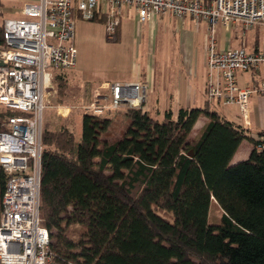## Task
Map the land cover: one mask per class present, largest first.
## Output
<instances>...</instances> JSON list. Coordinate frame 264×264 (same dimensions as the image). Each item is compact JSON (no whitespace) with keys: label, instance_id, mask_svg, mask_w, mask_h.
Masks as SVG:
<instances>
[{"label":"trees","instance_id":"trees-1","mask_svg":"<svg viewBox=\"0 0 264 264\" xmlns=\"http://www.w3.org/2000/svg\"><path fill=\"white\" fill-rule=\"evenodd\" d=\"M53 84L62 97L63 74ZM14 114L0 108V131ZM108 116L83 114L80 138L70 121L42 127L40 218L59 262L264 264V132L255 141L207 104L161 119L129 109L119 129ZM245 140L252 151L231 165ZM6 182L0 168V213ZM211 202L222 211L217 225L207 222Z\"/></svg>","mask_w":264,"mask_h":264},{"label":"built area","instance_id":"built-area-1","mask_svg":"<svg viewBox=\"0 0 264 264\" xmlns=\"http://www.w3.org/2000/svg\"><path fill=\"white\" fill-rule=\"evenodd\" d=\"M124 8L134 11L139 24L160 15L204 22L210 37L206 46L208 101L236 106L245 124L253 95L264 97V82L239 86L237 76L264 70V50L231 48L218 51V26L264 28V0H22L21 17L3 21L0 47V108L16 112L0 131V168L7 175L0 213V264L61 263L50 250L49 234L40 218V176L43 112L53 72L76 68V20L102 21L107 42L117 41ZM96 87L84 114L96 117L122 109H143L147 86L114 83L108 95ZM264 151V141L256 145Z\"/></svg>","mask_w":264,"mask_h":264},{"label":"crops","instance_id":"crops-1","mask_svg":"<svg viewBox=\"0 0 264 264\" xmlns=\"http://www.w3.org/2000/svg\"><path fill=\"white\" fill-rule=\"evenodd\" d=\"M122 17L124 18H121L116 41L118 47L114 50L119 56V60L116 61L118 73L116 75L109 74L102 79L93 81L87 87L82 106L88 104L89 94L94 87H102L104 94L108 95L107 87L109 85L140 82L148 88L147 100L142 110L149 112L155 118L161 119L167 111L176 115L180 109L202 108L207 104L210 109L217 111L226 120L243 127L251 139L255 141L261 139L259 134L264 132V97L253 95L249 99L247 124L242 120L236 106H222L216 102L208 101L206 98L205 75L203 77L200 75L201 78L199 77V79L196 73L199 65H206V46L210 37L206 23H195L188 17L178 19L165 14L141 25L138 23L134 11L130 8H124ZM234 27L236 26L216 27L214 40L218 51L244 46L247 47V51L264 50V28L262 26H255L250 29H244L240 25ZM246 32H248V39L244 41L242 38ZM77 36L78 33L75 28L74 44ZM168 59H174L175 64L186 66L190 72L194 66V73H191L189 77L175 78L173 81V79L169 80L165 74L163 76V70L160 67L161 73L157 76L155 66L167 63ZM56 74H63L65 83L67 82V76L64 72H53L52 87H54L53 80ZM237 81L241 87L264 82V70L255 74H239ZM47 95L48 105L46 108L54 110L55 119L60 121L59 129L65 122H73L77 129L76 137L80 138L81 120L78 125L72 120L76 105L66 100V88L62 97L58 96L56 91L54 93L51 90ZM50 98L53 99V102ZM216 105L220 107V110L215 108ZM46 108L43 113L42 127L52 130L47 114H45ZM61 109L65 111V114L59 113ZM126 113L127 110L122 109L108 117L116 121L121 120L124 123ZM206 122V117L201 116L197 119L191 131L194 137L205 126ZM248 143L250 142L242 141L237 149V151L243 149L241 155L243 158L249 156L252 151Z\"/></svg>","mask_w":264,"mask_h":264},{"label":"rangeland","instance_id":"rangeland-1","mask_svg":"<svg viewBox=\"0 0 264 264\" xmlns=\"http://www.w3.org/2000/svg\"><path fill=\"white\" fill-rule=\"evenodd\" d=\"M21 7H22V0H0V23H2L5 19L8 18H20ZM75 28H76V32L78 33V36L75 41V46L77 49L76 68L63 72L67 76L66 100L69 103H74V105H76V107L74 106L75 110L72 120L75 122V124L78 125L82 117V110L80 106H82L83 97L87 93V87L91 85L93 81L102 79L103 77L108 76L109 74L116 75L118 73L116 61L119 60V56L117 53L114 52V50L118 47V43L117 42L110 43L106 41L104 37L103 24L101 21L99 23L76 21ZM240 34H242V32H240ZM245 34L246 35L242 39L244 41H247L248 32H246ZM242 48L247 50V47L245 46ZM160 67L163 70V76L165 74L169 80L173 79V81L175 78L185 77V76L189 77L191 73L192 74L194 73V66L190 72L186 66L175 64L174 59H168V62L165 64H161V66L159 65L155 66L156 68L155 71L157 73V76L161 73ZM196 73L198 78L200 77V75L201 77L205 75V84H206V73H207L206 65L205 66H203V64L199 65L198 69L196 70ZM51 88H52L51 91L55 93V88L54 87ZM93 90H91V94H89L88 102L92 97ZM98 90L101 94L103 93V90L101 89ZM50 100L51 102H53L52 98H50ZM215 108L217 110H220V107H218L217 105ZM46 109L47 110H45L46 111L45 114H47L50 129L58 130L60 126V121L55 119L54 110L48 108ZM117 121L119 124L117 128L119 129L120 126L123 124V122L121 120H117ZM193 137L194 135L191 132V134L189 135V139L190 138L192 139ZM248 144L251 148H253V145L251 143ZM242 150L243 149H239L238 151H236L233 158L231 159L230 162L231 165L244 161L248 158V155L244 156V158L243 156L241 157V155L243 154ZM221 216H222V211L220 207L215 202H211L209 205L207 222L210 225H217L220 222ZM81 232L82 229L80 227L72 226L69 231V237L78 239L80 237L78 235Z\"/></svg>","mask_w":264,"mask_h":264},{"label":"water","instance_id":"water-1","mask_svg":"<svg viewBox=\"0 0 264 264\" xmlns=\"http://www.w3.org/2000/svg\"><path fill=\"white\" fill-rule=\"evenodd\" d=\"M188 156H189V157H191V156H192V151H190V152H189Z\"/></svg>","mask_w":264,"mask_h":264}]
</instances>
